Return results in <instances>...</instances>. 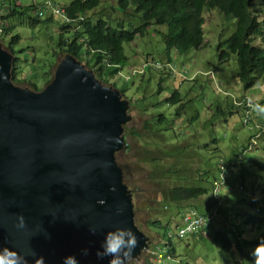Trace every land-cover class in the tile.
I'll list each match as a JSON object with an SVG mask.
<instances>
[{
  "label": "rangeland",
  "instance_id": "obj_1",
  "mask_svg": "<svg viewBox=\"0 0 264 264\" xmlns=\"http://www.w3.org/2000/svg\"><path fill=\"white\" fill-rule=\"evenodd\" d=\"M22 1L24 7L31 8V15L42 9L46 2H52L60 9L69 3L68 0ZM112 1L105 0L89 17L93 20L103 17L112 21L113 25L122 22L126 29L142 24L141 16L133 10L127 16L112 11ZM203 16L205 47L191 50L185 55L173 54L175 70L158 66L167 65L169 61L165 36L168 28L156 26L157 30L165 33L161 35L152 29L146 37H138L134 43L125 44L128 62L113 79L112 84L115 83L118 91L125 85L129 87L126 97L135 98L139 105L143 103L152 106L158 103L164 106L163 110L169 114L173 132L165 135L166 140L164 136L163 146H167L173 152V157L178 158L183 166L181 171L191 172L197 178L200 173L208 170L211 179L215 173V179H212L214 182H223L219 191V203L212 197L200 198L185 205L160 203L162 188L157 181L161 178V169L156 162L147 160L149 155L150 160L158 157L159 149L152 143L153 137L144 130L146 122L153 123L152 115L150 110H140L136 102L132 104L133 107L129 103L128 114L131 121L124 131L129 149L125 148L120 153L118 162L127 174L135 223L150 238V247L143 251L139 261L134 260L131 264H236L240 259L239 254L235 253L229 258L208 235L183 240L177 237L182 210L186 211L191 207L202 213L210 207L206 211L215 217L211 227L213 230L237 227L241 237L251 240L264 232L254 231L245 223L248 215L256 213L252 202H262L264 173H261L255 163L264 161V138L260 134L264 127V74L259 84L247 91L238 77V56L231 55L226 63H221L217 50L221 42L227 41L235 33L238 20L228 19L218 10H205ZM7 22L8 29L14 32L1 39L4 48L10 52V39L14 36L21 38L13 46L19 68L18 77L35 82L40 86L39 89H43L46 82L54 77L57 72L55 67L62 63L65 56L59 55L61 34L70 36L76 25L69 24L65 27L66 20L62 15L54 17L52 23H45L37 28L30 27L26 21ZM149 60L154 61L153 67L147 66ZM18 85L32 89L27 81ZM161 86L164 92L158 94ZM178 91L183 95L182 102L186 105L180 116H177L179 105L167 103ZM248 113L251 121L247 124L245 121ZM150 127L154 129L153 124ZM171 136L178 142L173 141ZM205 146L219 148V151L208 157L205 155ZM147 147L151 154H148ZM188 149L191 152L186 153L185 150ZM210 149L211 147H207V150ZM221 162L228 165L236 163L227 170L226 179H222L219 166ZM170 233L174 235L173 243L178 251L172 260L164 259L161 254L169 250L165 245V238Z\"/></svg>",
  "mask_w": 264,
  "mask_h": 264
},
{
  "label": "water",
  "instance_id": "obj_2",
  "mask_svg": "<svg viewBox=\"0 0 264 264\" xmlns=\"http://www.w3.org/2000/svg\"><path fill=\"white\" fill-rule=\"evenodd\" d=\"M13 57L0 45V250L31 264L39 257L109 264L112 257L97 251L108 232L128 228L139 260L150 239L135 225L117 162L127 145L128 100L71 55L43 91H31L13 82Z\"/></svg>",
  "mask_w": 264,
  "mask_h": 264
},
{
  "label": "trees",
  "instance_id": "obj_3",
  "mask_svg": "<svg viewBox=\"0 0 264 264\" xmlns=\"http://www.w3.org/2000/svg\"><path fill=\"white\" fill-rule=\"evenodd\" d=\"M104 1L68 0L69 3L65 6V12L71 21L70 25L75 24L76 29L68 37L61 34L59 39V55H71L85 64L94 72L96 78L103 85L113 86L116 89L115 83L112 84L113 79L120 74L123 66L128 62L125 44L134 43L138 37H146L152 29L154 32L158 31L156 33H160L161 35L165 33V31L162 33L160 30H157L156 26H167L168 28L165 36L169 61L167 65L162 64L158 66L162 69L165 66V68L169 67L175 70L173 54L185 55L191 50H201L205 47V18L203 16L205 10H218L226 18L238 20L235 33L227 41L221 42L218 46L217 50L220 62L226 63L231 58V55L238 56V77L247 91L259 84L264 74V0H113L112 11L127 16L128 12L133 10L141 16L142 24L130 29H126L122 22L113 25V22L109 19L102 17L98 20H93L89 17L90 14L100 8ZM15 8L5 20H15L17 23L26 21L32 28H37L45 23H52V21H41L36 17L26 16L31 8H26L23 5L20 7L15 6ZM68 25L66 24L65 27ZM11 33L12 31L8 29L5 35L8 36ZM20 40L19 36L12 37L10 42L12 52H14L12 47L18 44ZM147 63L148 67H153L154 65L153 60H149ZM18 75L19 68L14 63L12 68L13 80L15 82L26 80L34 90H39V86L35 82L20 79ZM163 82L164 79L162 80V84ZM128 89L129 87L125 85L120 92L129 101L130 105L136 102L140 110H150V114L152 115L153 123L146 122L144 130L153 137L152 143L156 144L159 149L158 157L150 160L149 155L147 160L156 162L161 169L162 175L157 181L162 188V200L160 203L170 205L184 203L185 205L188 202L207 197H212L216 203H219V193L215 194L213 190L214 180L212 179H215V173L211 179L208 170L200 173V176H197V178L191 172L181 171L183 166L177 160L178 158H174L173 152L167 146H163L164 136L170 135L168 132H173L170 126L169 114L163 110L164 106L158 103L152 106L143 103L139 105L135 98L126 97ZM163 92L164 89L161 86L158 94H162ZM182 97L183 95L178 91L167 101L168 104L179 105L177 116H180L186 108V105L182 102ZM247 115L248 118L245 122L249 123L251 117H249V113ZM151 124L154 125V129L150 127ZM131 132L133 133V131ZM260 134L264 138V127L261 129ZM157 136L158 138H156ZM166 136L165 140L167 139ZM171 137L173 141L178 142L173 136ZM205 147L204 150L207 151L205 155L208 157L219 151V148L212 149V146ZM207 147H211L212 150H207ZM126 148L128 150L129 145ZM146 149L148 154H151V150H148V147ZM185 152L188 153L191 150L188 149ZM120 157L121 154H118V161ZM208 160L211 163V159L208 158ZM225 163L221 162L219 164L220 168L223 165H227L224 168L229 170L233 165H236V163L230 165ZM255 165L261 173H264V161H257ZM251 205L256 213L246 217V226L252 228L254 231L263 232L264 186L262 188V202L254 201ZM209 208H206V210H209ZM206 210L204 214L206 217L208 216V233H210L214 243L225 251L223 253L229 258L233 254L238 253L240 259L237 260L236 264H255L253 249L264 239V232L256 239L251 240L241 237L240 230L237 227L230 230H213L211 228L212 219H214L213 214ZM167 239L165 238V241ZM169 245H171V248L167 252V256L175 258L178 251L174 247L172 240H169Z\"/></svg>",
  "mask_w": 264,
  "mask_h": 264
},
{
  "label": "clouds",
  "instance_id": "obj_4",
  "mask_svg": "<svg viewBox=\"0 0 264 264\" xmlns=\"http://www.w3.org/2000/svg\"><path fill=\"white\" fill-rule=\"evenodd\" d=\"M23 4L24 3L21 2V0H19L18 2H17V0H2V5L0 6V45L2 46V48L5 51H7L9 54L14 56L13 57V62L16 63V64H18L17 63V58L15 56L16 52L15 51L14 52L11 51L10 43H9L8 47H9L11 53L8 50H6L4 48V46H3L4 43L2 44V40L1 39L4 36L7 37V35H5V32H6V30H8V22L7 21H9V20H5V18L9 17V15H11V13L16 9L15 6L16 7H20ZM61 9H63L65 11V8L61 7ZM26 16L34 17V15H31L30 11L27 13ZM41 21H52L53 22V19H46V20H41ZM65 23L66 24H70L71 21L68 19V22H65ZM11 31H12V33L14 32L13 30H11ZM11 39H10V42H11ZM12 49H13V47H12ZM13 62H12V68H13ZM59 66H60V64L58 65V67H55V68H57V70H58ZM17 67H18V65H17ZM12 68H11V78H12ZM164 69H165V66H164ZM57 70H55V71H57ZM55 73H57V72H55ZM54 76H55V74H54ZM53 78L51 80H49V82H46V84L43 87V89H39L37 91L34 90L33 87H32V89H33L32 90V89H30V87L18 85V83H20V82H15L13 80V78H12V80L18 86L27 87V89H29L31 91H34V92H41V91H43L45 89V87L49 83L52 82ZM24 81H26V80H24ZM111 87H113V86H111ZM114 89H115V87H114ZM116 89H117V87H116ZM129 107H130V105H129ZM246 123L248 124V122H246ZM126 144H127V142H126ZM127 145H126V147H127ZM117 156H118V154H117ZM117 162H118V160H117ZM118 164L121 166V164L119 162H118ZM121 167L123 168L124 173H125L124 167L123 166H121ZM226 172H227V170L224 168V166H222L221 167L222 179H226L227 178V173ZM125 180H126V174H125ZM126 182H127V180H126ZM222 184H223V182L215 180V182L213 184L214 185V193L215 194L219 193ZM218 197L220 199V193L218 194ZM131 199L133 200L132 193H131ZM132 205H133V203H132ZM192 210L196 211L197 213H199L201 215L206 216L204 213L199 212L198 209H195L193 207L189 208L186 211L182 210L183 212L181 213V215H182L181 225L178 227L177 237L180 240H183V239H186V238H189V237H199V236H207V235L209 237H211L210 233H208L209 224L206 226V228L202 232H199L197 234H191V235H188V236H186L184 238H182L180 236V231H181V229L184 226V217H185L186 214H188ZM133 214H134V205H133ZM134 222H135V218H134ZM135 225H136V223H135ZM24 226H25L24 219L21 216L20 217V223H19L18 227L23 228ZM136 227H137V225H136ZM138 230L140 232H142L139 228H138ZM144 235H146V234H144ZM168 236L169 237H168V240L165 241V245L168 246V248L170 249L171 245H169V240H172V243H173L174 235L170 233ZM201 238H207V237H201ZM149 245H150V243H149ZM173 245H174V243H173ZM137 246H138V239H137L136 235L132 232L131 229H128V228H117L115 231H110V232H108L106 234L105 240H104V242L102 244L103 251H97V257L102 259L105 256H111L112 259L109 261V264H131V262L134 261L133 257H132V253H133L134 249ZM146 250L147 249H143L142 250L141 254L139 255V260H140V257L143 256V251H146ZM167 252L163 251V252H161V254L165 257L164 259H171L172 260L171 256H169V255L167 257L165 256V255H167ZM83 254L84 255L88 254L87 249L84 250ZM253 256L255 257V264H264V239H262L257 244V246H256V248H255V250L253 252ZM139 260H135V261H139ZM69 261H71V264H78V262L76 261L75 257H66L65 260H64V264H69ZM0 264H31V262L27 259L26 256H22L19 253L15 252V251H12V250H10L8 248H3L2 250H0ZM35 264H44V258L43 257H39V258L35 259Z\"/></svg>",
  "mask_w": 264,
  "mask_h": 264
},
{
  "label": "built area",
  "instance_id": "obj_5",
  "mask_svg": "<svg viewBox=\"0 0 264 264\" xmlns=\"http://www.w3.org/2000/svg\"><path fill=\"white\" fill-rule=\"evenodd\" d=\"M2 5V0H0V6ZM63 16L66 22H68V17L63 9H60L57 5L52 2H46L42 9L38 10L34 17L39 20L53 19L57 16ZM208 225V219L206 216L197 213L192 210L184 217V226L180 231V236L182 238L202 232Z\"/></svg>",
  "mask_w": 264,
  "mask_h": 264
},
{
  "label": "bare ground",
  "instance_id": "obj_6",
  "mask_svg": "<svg viewBox=\"0 0 264 264\" xmlns=\"http://www.w3.org/2000/svg\"><path fill=\"white\" fill-rule=\"evenodd\" d=\"M249 110V109H248ZM251 111V110H250ZM252 114V113H251ZM232 170V169H231ZM222 180V179H221ZM208 217V216H207ZM215 218V217H214ZM214 221V219H212ZM209 223V222H208Z\"/></svg>",
  "mask_w": 264,
  "mask_h": 264
},
{
  "label": "crops",
  "instance_id": "obj_7",
  "mask_svg": "<svg viewBox=\"0 0 264 264\" xmlns=\"http://www.w3.org/2000/svg\"><path fill=\"white\" fill-rule=\"evenodd\" d=\"M21 2H23L22 0H21ZM24 3V2H23Z\"/></svg>",
  "mask_w": 264,
  "mask_h": 264
}]
</instances>
